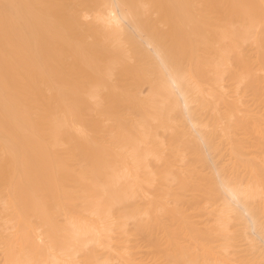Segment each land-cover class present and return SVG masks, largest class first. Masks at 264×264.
<instances>
[{"label": "bare ground", "instance_id": "6f19581e", "mask_svg": "<svg viewBox=\"0 0 264 264\" xmlns=\"http://www.w3.org/2000/svg\"><path fill=\"white\" fill-rule=\"evenodd\" d=\"M0 264H264V0H0Z\"/></svg>", "mask_w": 264, "mask_h": 264}]
</instances>
